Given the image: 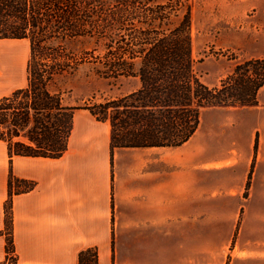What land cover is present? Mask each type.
I'll return each instance as SVG.
<instances>
[{
    "label": "crops",
    "instance_id": "1",
    "mask_svg": "<svg viewBox=\"0 0 264 264\" xmlns=\"http://www.w3.org/2000/svg\"><path fill=\"white\" fill-rule=\"evenodd\" d=\"M262 88L257 105L231 111L238 119L245 114V125L237 120L214 127L201 118L194 135L176 147L115 148L112 156L110 123L85 108L75 110L59 158L10 159L0 141V264H9L10 172L35 183L12 194L16 264H78L79 253L90 247L98 249L99 264H173L177 237L182 246H201V230L216 224L228 229V246L242 233L241 215L246 238L235 248L245 249L247 264H264ZM208 149L219 152L208 156Z\"/></svg>",
    "mask_w": 264,
    "mask_h": 264
},
{
    "label": "trees",
    "instance_id": "2",
    "mask_svg": "<svg viewBox=\"0 0 264 264\" xmlns=\"http://www.w3.org/2000/svg\"><path fill=\"white\" fill-rule=\"evenodd\" d=\"M191 13L192 0H0V39L27 40L30 49L27 84L0 97V141L10 159L65 153L79 107L52 84L84 63L103 78L140 81L128 94L84 106L110 123L112 156L115 148L184 144L205 109L257 105L264 58L236 63L220 86L205 84L195 70ZM81 39L91 50L80 60L71 44ZM34 185L10 172L8 263L15 252L12 194ZM78 264H99L98 249L82 250Z\"/></svg>",
    "mask_w": 264,
    "mask_h": 264
},
{
    "label": "rangeland",
    "instance_id": "3",
    "mask_svg": "<svg viewBox=\"0 0 264 264\" xmlns=\"http://www.w3.org/2000/svg\"><path fill=\"white\" fill-rule=\"evenodd\" d=\"M191 22L195 70L209 86H220L236 63L252 57H264V0H192ZM71 48L80 60L84 53L91 50L89 43L82 39L73 42ZM29 55L27 40L0 39V96L27 84ZM92 67L91 64L84 63L76 71L58 76L52 88L61 92L67 104L84 109L90 102L128 94L140 85L139 80L133 77L103 78ZM259 97L264 104V88ZM217 109L228 112H213ZM238 109L246 110L248 107L205 109L201 115L203 125L217 127L216 125L226 121L229 127L235 125L237 120L245 125V114L238 119V113H231ZM205 141L202 136V142ZM218 152L208 149L206 155L215 156ZM244 218L245 215H241L242 221L238 224V227L243 224L242 233H236L233 242L225 247L223 242L228 229L222 226L216 228V224H208L206 234L201 230V246L193 243L191 246H182V240L177 237L173 264H247L243 258L246 256L245 249L235 248L236 240L245 242L247 224ZM207 219L210 223L215 222L212 214H208ZM192 238L193 236L191 242ZM204 241L206 246L203 245ZM14 253L11 252L9 256V264H12Z\"/></svg>",
    "mask_w": 264,
    "mask_h": 264
}]
</instances>
